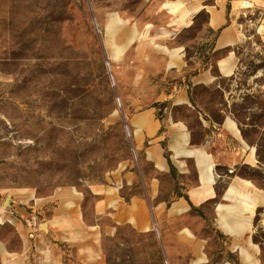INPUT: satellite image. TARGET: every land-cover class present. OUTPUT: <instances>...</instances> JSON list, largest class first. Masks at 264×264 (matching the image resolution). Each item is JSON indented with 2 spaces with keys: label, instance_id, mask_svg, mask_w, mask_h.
Wrapping results in <instances>:
<instances>
[{
  "label": "rangeland",
  "instance_id": "374dc122",
  "mask_svg": "<svg viewBox=\"0 0 264 264\" xmlns=\"http://www.w3.org/2000/svg\"><path fill=\"white\" fill-rule=\"evenodd\" d=\"M167 1L175 0H0V249L21 254L22 264H40L38 235L45 232L24 195L75 187L91 220L89 187L108 184L123 161H138L126 123L132 113L154 107L159 118L170 113L197 125L185 105L171 104L179 86L212 119H220L219 109L230 111L264 164V44L251 35L235 48L232 76L216 77L215 88L190 87L192 73L211 69L225 50H212L203 12L177 31L176 13L162 7ZM167 48H181L182 68L167 66ZM237 173L264 188V170L242 165ZM211 210H190L204 219L198 255L161 243L156 229L128 224L102 236L95 258L74 244L46 241L55 264H245L229 250V236L212 226ZM251 239L264 264V209L253 218Z\"/></svg>",
  "mask_w": 264,
  "mask_h": 264
},
{
  "label": "crops",
  "instance_id": "0c3cea01",
  "mask_svg": "<svg viewBox=\"0 0 264 264\" xmlns=\"http://www.w3.org/2000/svg\"><path fill=\"white\" fill-rule=\"evenodd\" d=\"M244 1L249 6H244ZM166 3L162 7L176 13L171 24L179 26L177 31L190 26L199 12L206 13V27L217 31L211 42L212 50L229 49L215 62L220 76L235 73L238 64L235 48L251 35L264 44V0ZM257 11L259 15L255 16ZM166 54L168 67H183L181 48H167ZM216 79L207 66L192 75L190 82L191 86H214ZM171 104L193 109L183 86L176 89ZM220 111L219 122L206 112L196 113L197 127L173 119L170 113L159 118L154 107L132 113L126 123L138 161L135 164L123 161L110 172L108 184L89 187L94 198L91 220L83 193L75 187H59L45 197L24 195L23 200L32 201V208L45 221L42 223L45 232L38 235L40 240L44 239L37 242L38 262H58L48 245L49 237L74 244L91 257H99L102 236L112 235L120 224L139 231L156 229L161 243L172 240L198 255L202 246L196 238L204 219L193 216L190 210L211 204L212 226L229 236V250L237 252L245 264H260V248L252 241L251 233L257 210L264 209V188L237 170L242 165L264 170V164L258 160L256 146L243 137L237 121L226 109ZM102 219L109 222L103 223ZM0 252L2 264H22L21 254L12 256L2 245ZM242 253L249 254L250 260H244Z\"/></svg>",
  "mask_w": 264,
  "mask_h": 264
},
{
  "label": "trees",
  "instance_id": "16d2710c",
  "mask_svg": "<svg viewBox=\"0 0 264 264\" xmlns=\"http://www.w3.org/2000/svg\"><path fill=\"white\" fill-rule=\"evenodd\" d=\"M201 12H203V11H201ZM200 13V12H199ZM198 13V14H199ZM203 13H205V12H203ZM197 14V15H198ZM206 14V13H205ZM257 13H255V16H258V14L256 15ZM196 15V16H197ZM195 16V17H196ZM207 22V15H206V21H205V23ZM214 32V37L216 36V33H217V31H213ZM216 50H225V52L222 54V55H220V56H218V57H216L213 61H212V64H211V72H212V74L214 75V76H216V77H220V74L218 73V71H217V69H216V65H215V62H216V60L218 59V58H221L222 56H224L225 54H226V52L229 50L228 48H225V49H215L214 51H216ZM198 73V70L197 71H195V72H193L192 73V75H195V74H197ZM190 85H191V83H190ZM190 87H192V86H190ZM203 87H205V86H203ZM216 86H212V88H215ZM207 89V88H206ZM189 99H190V102H191V105L193 106V109H191L190 107H187V106H185L189 111H192L195 115H196V113H198V112H205V109L203 108V107H200L199 105H198V102H196L195 100H194V98L192 97V95H191V92L189 91ZM220 104V103H219ZM221 109H219L218 111H220ZM230 112V111H229ZM230 114L233 116V114L230 112ZM195 115H194V117H195ZM221 118H222V116L220 117V119L219 120H216V119H213L214 121H217V122H219V121H221ZM235 119V118H234ZM195 120L196 121H198L197 120V118L195 117ZM236 120V119H235ZM186 121V120H185ZM237 121V120H236ZM237 123H238V125H239V127L241 128V133H242V135H243V137L245 138V135H244V133H243V129H242V126H241V124H240V122H238L237 121ZM189 127H190V125H189ZM256 154H257V157H258V160L259 161H262V159H261V157H260V153H259V150H258V148L256 149Z\"/></svg>",
  "mask_w": 264,
  "mask_h": 264
},
{
  "label": "bare ground",
  "instance_id": "6f19581e",
  "mask_svg": "<svg viewBox=\"0 0 264 264\" xmlns=\"http://www.w3.org/2000/svg\"><path fill=\"white\" fill-rule=\"evenodd\" d=\"M1 213H2V209L0 208V221H1V219H2V217H1ZM242 257H243L244 260H250V258H249V254H247V253H242ZM7 264H8V263H7Z\"/></svg>",
  "mask_w": 264,
  "mask_h": 264
},
{
  "label": "built area",
  "instance_id": "2783aa9c",
  "mask_svg": "<svg viewBox=\"0 0 264 264\" xmlns=\"http://www.w3.org/2000/svg\"><path fill=\"white\" fill-rule=\"evenodd\" d=\"M243 4H244V6H249L248 1H244Z\"/></svg>",
  "mask_w": 264,
  "mask_h": 264
}]
</instances>
